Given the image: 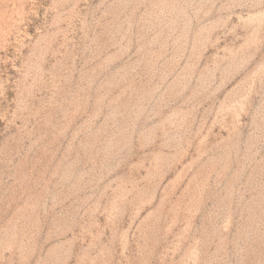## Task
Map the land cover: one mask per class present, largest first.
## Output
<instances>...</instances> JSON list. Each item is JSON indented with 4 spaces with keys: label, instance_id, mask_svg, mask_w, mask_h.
<instances>
[{
    "label": "rangeland",
    "instance_id": "rangeland-1",
    "mask_svg": "<svg viewBox=\"0 0 264 264\" xmlns=\"http://www.w3.org/2000/svg\"><path fill=\"white\" fill-rule=\"evenodd\" d=\"M0 264H264V0H0Z\"/></svg>",
    "mask_w": 264,
    "mask_h": 264
}]
</instances>
